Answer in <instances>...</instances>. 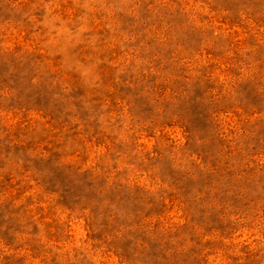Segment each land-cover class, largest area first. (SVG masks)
Instances as JSON below:
<instances>
[{
    "label": "rangeland",
    "instance_id": "rangeland-1",
    "mask_svg": "<svg viewBox=\"0 0 264 264\" xmlns=\"http://www.w3.org/2000/svg\"><path fill=\"white\" fill-rule=\"evenodd\" d=\"M0 264H264V0H0Z\"/></svg>",
    "mask_w": 264,
    "mask_h": 264
}]
</instances>
